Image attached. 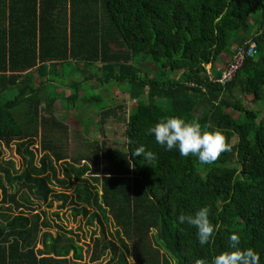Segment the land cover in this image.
<instances>
[{"label": "trees", "instance_id": "trees-1", "mask_svg": "<svg viewBox=\"0 0 264 264\" xmlns=\"http://www.w3.org/2000/svg\"><path fill=\"white\" fill-rule=\"evenodd\" d=\"M250 40L259 43L258 54L244 60L231 82H215L208 65L220 78L218 67ZM223 54L231 57L221 63ZM95 65L101 74L73 81L71 95L49 93ZM179 71L182 77L172 80ZM95 77L125 86L137 106L127 118L123 103L99 108L103 124L126 122L125 148L98 140L81 166L66 152L71 125L57 116L58 107L76 109ZM237 94L264 104V0H0V143L15 144L23 159L19 169L0 161V264L83 261L86 228H95L86 243L92 264L105 258L106 264H172L162 245L179 264H211L235 250L234 233L238 247L254 249L264 264V117ZM95 100L101 98L86 103ZM166 117L222 131L232 151L201 165L165 150L146 130ZM141 145L156 154L152 164L132 156ZM93 165L103 166L105 180L94 176ZM31 196L68 210L54 213L55 220L47 210L17 212L24 208L18 198L32 204ZM205 206L216 233L200 245L197 229L178 217ZM76 222L77 230L69 229ZM53 226L56 235L48 231Z\"/></svg>", "mask_w": 264, "mask_h": 264}, {"label": "rangeland", "instance_id": "rangeland-1", "mask_svg": "<svg viewBox=\"0 0 264 264\" xmlns=\"http://www.w3.org/2000/svg\"><path fill=\"white\" fill-rule=\"evenodd\" d=\"M251 23L254 24V21L251 20ZM248 36V33H247ZM250 39V38H248ZM237 45H233V48H235ZM227 56V55H224ZM144 69L147 70V64H143ZM72 68V67H71ZM67 69H69L67 67ZM88 73L85 74H73L74 77L69 78L68 80V86L64 88H59L57 91L50 90L49 93L56 92L60 98H63L64 95H71V87L69 84H71L76 79H83L84 76H89L91 74L98 76L101 74L98 65H95L94 68L87 71ZM183 71H179L175 74L171 75V79H179L182 77ZM86 90L82 92V99L78 101V107L74 110L69 109V104H65L64 107L59 108L58 107V114L57 116L60 117L65 122L69 123L71 125V128L69 129V139L66 142V152L69 154V156L72 159V162H75L78 165L83 166L86 163L87 156L92 155V150L95 148L94 145H96L97 141L99 140L104 141L106 145L110 148H125V142H126V122L121 120H109L106 121L104 124L101 122V117L98 115L100 113V109L105 107H115L116 104L123 103L124 106V112L125 116L127 118L128 114L132 112L136 108V101L130 99L125 91L126 87L116 84H108L103 85V83L98 78H94L89 84L86 86ZM49 94L47 92L44 93V96L47 97ZM238 95V94H237ZM99 96L101 98V101H99L98 105L96 103V100L93 101V103L90 105V103H86V99H91L93 97ZM238 97L243 101L246 107L255 109L257 111H260L262 114V117H264V104H253L250 97H245L243 95H238ZM60 100H58L60 104ZM95 102V103H94ZM91 106H97V108H92ZM100 108V109H99ZM123 111H118V114L124 115ZM198 113H201V109L198 110ZM234 116L237 118L239 116L238 113H233ZM46 116V115H45ZM33 127V126H31ZM38 146L39 147V141L41 138V124L38 125ZM234 142V141H233ZM40 155V154H39ZM0 161L3 162H14L17 169L23 167V159L16 154V146L15 144L7 145L4 143H0ZM94 170V176L96 178H101L100 180H105L104 174V168L103 166H95L93 165ZM18 189H11V192H16ZM58 191H61L57 188ZM19 203L24 205V208L18 209L17 212H23L28 214H34V213H41L44 210L48 211V216L50 220H55L54 213L61 212L62 214L65 213L68 209H61L59 205L61 202H56L55 206L53 208H50L49 203H45L43 200H38L37 198H34L31 196L32 204H27L24 202L23 199L18 198ZM13 208H15V205H12ZM28 209H32L31 211ZM33 210L35 212H33ZM68 215H70V212H68ZM64 219V216H63ZM72 221V219H71ZM65 222L67 220L65 219ZM1 223V221H0ZM85 223V222H84ZM79 227V222L76 223H70L69 229L77 230ZM46 231V230H45ZM48 231H51L55 235L58 232V228L56 226H53V228L48 229ZM95 236V228L87 229L85 230V234L82 235L83 238V245H85V259L83 261H74L72 260L71 264H92L90 262V250L86 246V243H92L91 240ZM39 249L43 248V245L38 246ZM162 252L166 254V256L170 259L172 264H179L177 259L172 256V254L167 250L166 247L162 245ZM130 261L134 263V260L130 258ZM107 259H103L102 262L96 263V264H106Z\"/></svg>", "mask_w": 264, "mask_h": 264}, {"label": "clouds", "instance_id": "clouds-1", "mask_svg": "<svg viewBox=\"0 0 264 264\" xmlns=\"http://www.w3.org/2000/svg\"><path fill=\"white\" fill-rule=\"evenodd\" d=\"M147 135H154L155 142L167 151L178 150L184 158L196 157L201 165H211L218 162L221 155L232 151V144L227 142L226 135L220 131H208L206 125H201L197 120L186 121L179 117H166L146 130ZM128 143L132 140L129 138ZM134 157H143L147 164H152L156 154L146 151L143 145L136 148ZM210 209L205 206L194 215L180 214L178 223H187L197 229V239L200 245H205L213 240L216 227L209 219ZM240 236L232 234L229 237V246L233 251H223L216 255L211 264H260V255L252 248L241 250ZM195 264H207L204 259H197Z\"/></svg>", "mask_w": 264, "mask_h": 264}, {"label": "built area", "instance_id": "built-area-1", "mask_svg": "<svg viewBox=\"0 0 264 264\" xmlns=\"http://www.w3.org/2000/svg\"><path fill=\"white\" fill-rule=\"evenodd\" d=\"M233 52L234 53L232 60L227 65H224V67H218L217 70H222L223 72L220 78L215 79L213 77L211 65H208L207 70L209 72V75L212 76V79L215 82H219L222 84L231 82L238 70L242 67L244 60L247 57L255 56L258 54L259 43L257 42V40L247 41L243 45L236 47Z\"/></svg>", "mask_w": 264, "mask_h": 264}, {"label": "crops", "instance_id": "crops-1", "mask_svg": "<svg viewBox=\"0 0 264 264\" xmlns=\"http://www.w3.org/2000/svg\"><path fill=\"white\" fill-rule=\"evenodd\" d=\"M224 55H227V54H223L222 55V58L219 60L221 61V63H224L225 61H227L231 56L227 55V56H224ZM117 105V104H116Z\"/></svg>", "mask_w": 264, "mask_h": 264}]
</instances>
